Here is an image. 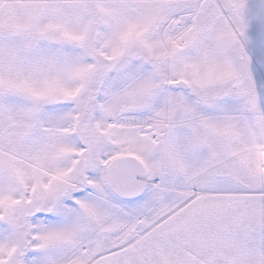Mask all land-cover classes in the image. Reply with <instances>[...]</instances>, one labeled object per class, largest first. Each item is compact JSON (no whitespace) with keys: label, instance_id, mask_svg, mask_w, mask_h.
<instances>
[{"label":"snow or ice","instance_id":"6c2138e0","mask_svg":"<svg viewBox=\"0 0 264 264\" xmlns=\"http://www.w3.org/2000/svg\"><path fill=\"white\" fill-rule=\"evenodd\" d=\"M0 264H264V0H0Z\"/></svg>","mask_w":264,"mask_h":264}]
</instances>
